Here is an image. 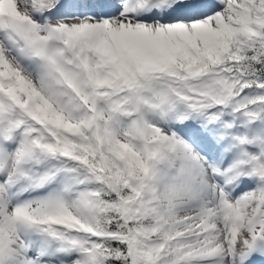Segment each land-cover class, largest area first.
Here are the masks:
<instances>
[{
    "label": "snow or ice",
    "instance_id": "6c2138e0",
    "mask_svg": "<svg viewBox=\"0 0 264 264\" xmlns=\"http://www.w3.org/2000/svg\"><path fill=\"white\" fill-rule=\"evenodd\" d=\"M0 264H264V0H0Z\"/></svg>",
    "mask_w": 264,
    "mask_h": 264
}]
</instances>
